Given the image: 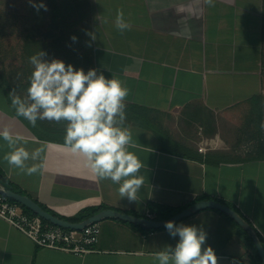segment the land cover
Here are the masks:
<instances>
[{
	"label": "crops",
	"instance_id": "1",
	"mask_svg": "<svg viewBox=\"0 0 264 264\" xmlns=\"http://www.w3.org/2000/svg\"><path fill=\"white\" fill-rule=\"evenodd\" d=\"M84 1L96 37L89 35L93 69L123 82L126 104L151 111L150 125H123L136 145L129 150L144 164V185L137 201L120 198L119 185L98 179L64 140L38 133L65 130V122L27 126L0 86V132L19 135L17 147L30 153L46 145L41 160L25 162L43 163L29 176L3 160L13 149L0 137L8 181L65 218L106 207L156 219L152 205L179 211L214 200L236 209L264 239V0H214L211 7L204 0ZM121 12L130 25L123 32L115 27ZM180 224L207 233L203 247L214 249L218 264H258L247 237L223 213L203 210ZM99 225L94 252L77 256L38 247L0 218V264H159L154 254L179 240L165 228L145 232L114 219Z\"/></svg>",
	"mask_w": 264,
	"mask_h": 264
},
{
	"label": "clouds",
	"instance_id": "2",
	"mask_svg": "<svg viewBox=\"0 0 264 264\" xmlns=\"http://www.w3.org/2000/svg\"><path fill=\"white\" fill-rule=\"evenodd\" d=\"M207 6H214V0H204ZM37 11L47 6L43 2L29 0ZM115 27L123 32L130 25L125 22L123 13H118ZM92 40L95 35L89 33ZM71 40L75 42L76 36ZM90 46V45H89ZM45 52L39 51L29 58L33 70L29 77L27 95L21 97L13 89L9 93L11 105L18 117H23L33 127L37 121L66 123L64 146L83 158L84 164L100 180L110 179L119 185L120 198L129 203L137 201L138 192L144 185L140 170L142 160L129 148H135L130 127H125L126 98L129 89L115 77L106 78L96 69L74 68L63 60L43 59ZM264 131V120L260 123ZM12 151L5 153L3 160L11 168L19 169L26 175L39 173L43 163L26 165V161L41 160L46 145L41 143L31 153L23 146L17 147L21 137L15 138L8 128L0 132ZM26 143V141H25ZM165 229L172 237H179L175 247H168L154 254L159 264H218V257L211 246L203 247L207 233L196 226L177 225L166 221Z\"/></svg>",
	"mask_w": 264,
	"mask_h": 264
},
{
	"label": "rangeland",
	"instance_id": "3",
	"mask_svg": "<svg viewBox=\"0 0 264 264\" xmlns=\"http://www.w3.org/2000/svg\"><path fill=\"white\" fill-rule=\"evenodd\" d=\"M40 2L41 0H35V3ZM57 2L63 12L65 10L64 5L67 2L75 4L74 0H57ZM79 14L78 12H73L71 16L63 18L64 20L62 18L59 19L62 21L61 28L56 32L61 34L64 28V39L59 44L60 47L57 45L53 49L52 55L47 57L46 54L43 59L48 61L52 59L65 60L64 53L71 56L75 55L76 57H72L69 64H72L77 69L83 68L85 73H87L89 69H93V60L89 46L88 16L84 13L85 17L83 18ZM45 15L46 13L43 12L40 17V12L35 11L30 6L29 0H0V75L12 84L16 93L21 97L27 95L29 77L33 70L32 65L29 63V58L39 51H43L34 46L30 48L26 47L25 43L29 44V38L33 42L40 43L39 40H42L41 37L43 38L44 36V30L40 29L38 24L47 22ZM72 36L77 37L75 42L71 40ZM65 64L67 65V63ZM0 104L4 105V98L1 95ZM11 109L15 112L14 108ZM45 121L48 122L47 120ZM48 123L52 124L55 122ZM59 124L61 125L62 122ZM37 130L38 133L50 139L64 140L65 130H40L38 128ZM258 143L259 140L258 142L256 141V145ZM252 144L244 145L241 151L247 153L248 150L249 152Z\"/></svg>",
	"mask_w": 264,
	"mask_h": 264
},
{
	"label": "trees",
	"instance_id": "4",
	"mask_svg": "<svg viewBox=\"0 0 264 264\" xmlns=\"http://www.w3.org/2000/svg\"><path fill=\"white\" fill-rule=\"evenodd\" d=\"M41 2H43L47 6V11H45L44 9H40L38 11V12H40V17L42 16L43 12L46 13L45 16L47 17L46 23L41 22L40 24H38L40 29L42 28V30H44V36H43V38L41 37L42 40H39L40 43L39 42H33V40H31V38H29V41H28L29 44L25 43V46L26 47L28 46L29 48L34 46L38 49H41V50H43V52H45L47 54L46 56L49 57V55H52L53 49L57 45L60 47L59 44H61V42L64 39V37H63L64 36V28L62 29L63 32L61 34L56 32L57 30H59L61 28L62 21H60L59 19L62 18V20H64L68 16H71V14L73 12L74 13L75 12L80 13L79 15L80 16L82 15V17L84 18L85 17L84 13L87 12V8H86L87 2L84 0H74L75 4H71V3L67 2L64 5L65 6L64 12L59 8L57 0H41ZM34 10L37 11L36 9H34ZM86 16H88V15H86ZM72 57H76V56L75 55L71 56L69 54L64 53L65 60H63V61L65 63L69 64L72 60ZM0 86L4 89V92L6 94V98L9 102L10 107L13 108L11 105V96L9 95V93L12 92L13 89H15V88L12 86V84L8 80H6V78L2 77L1 75H0ZM125 111H126V121L124 123L129 124L131 122H135V123H138L140 125H150L149 122H146L148 120V118L150 119V117H151V111L150 110L143 108V107L126 104ZM18 118L27 126H31V124H29V122L27 120H25L23 117H18ZM37 123H40V121L38 120ZM263 149L264 148H262V151H263ZM262 151L260 153L263 154ZM0 185L3 186L5 189H12L14 192L23 194L22 192L17 190V188H15L8 181L6 175L1 170H0ZM42 207L46 211L51 213L52 215H54L60 219H64V220L73 222V223L81 222V221L86 220L87 218L97 214L98 212H100L102 210L108 209L106 207L85 209L73 218H65V217H62V216L58 215L57 213L53 212L52 210H49L48 208H46L44 206H42ZM24 210L29 215L36 216L35 214H33L28 209L24 208ZM234 210H236V209H234ZM151 211L156 215L157 220H167V219H170L173 216L177 215L178 213H180L183 210L178 211V210H174V209H170V208H164V207H158V206L152 205ZM43 222L45 224L51 225L50 223H48L44 220H43ZM234 224L241 230V232H243V234L247 237V240H248L250 246L255 250L252 238L245 231H243L235 222H234ZM135 227L142 230V231H145V232H155L156 231V230H147L143 227H138V226H135ZM258 236H259L262 244L264 245V239L259 234H258ZM255 258H256V261L258 264H263L259 255L257 254L256 250H255Z\"/></svg>",
	"mask_w": 264,
	"mask_h": 264
},
{
	"label": "water",
	"instance_id": "5",
	"mask_svg": "<svg viewBox=\"0 0 264 264\" xmlns=\"http://www.w3.org/2000/svg\"><path fill=\"white\" fill-rule=\"evenodd\" d=\"M0 194L6 196L20 206L28 209L37 217L50 223L51 225L72 231H83L92 224L101 223L102 221L108 219L122 221L133 226L143 227L147 230H159L165 228L164 225L166 221H173L175 224H177L180 221L191 217L197 212L203 210H217L231 218L243 231H245L252 238L255 250L259 255L262 263L264 264V245L262 244L258 236V232L254 228V226H252V224L236 210L218 201H199L167 220L142 218L112 209H105L87 218L86 220L73 223L52 215L29 196L14 192L12 189H5L3 186H0Z\"/></svg>",
	"mask_w": 264,
	"mask_h": 264
},
{
	"label": "built area",
	"instance_id": "6",
	"mask_svg": "<svg viewBox=\"0 0 264 264\" xmlns=\"http://www.w3.org/2000/svg\"><path fill=\"white\" fill-rule=\"evenodd\" d=\"M0 218L41 248L84 256L94 252V247L99 242V223L92 224L83 231L66 230L48 225L41 218L26 213L22 206L2 194H0ZM148 218L154 219L152 216Z\"/></svg>",
	"mask_w": 264,
	"mask_h": 264
}]
</instances>
